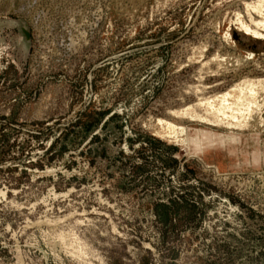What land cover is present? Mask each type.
<instances>
[{
	"label": "rangeland",
	"instance_id": "1",
	"mask_svg": "<svg viewBox=\"0 0 264 264\" xmlns=\"http://www.w3.org/2000/svg\"><path fill=\"white\" fill-rule=\"evenodd\" d=\"M257 2L0 0V264H264Z\"/></svg>",
	"mask_w": 264,
	"mask_h": 264
},
{
	"label": "bare ground",
	"instance_id": "2",
	"mask_svg": "<svg viewBox=\"0 0 264 264\" xmlns=\"http://www.w3.org/2000/svg\"><path fill=\"white\" fill-rule=\"evenodd\" d=\"M256 4V3H255ZM264 8V0H258V2H257V4H256V6H253V9L255 10V11H258L259 13H261L262 12V9ZM256 26H259V24L257 23L256 24ZM255 27V26H254ZM262 27L264 28V22L262 23ZM239 28L242 30V31H245L244 33H246V32H250L251 30V27L249 28L248 27V25H244V24H240V26H239ZM238 28V29H239ZM239 31V30H238ZM253 31V30H252ZM251 31V32H252ZM234 32V31H233ZM236 33V32H235ZM253 33V35L255 34V35H260L259 34V32H257V31H253L252 32ZM246 35V34H245ZM260 37H261V35H260ZM241 64V63H240ZM235 66H237V65H235ZM228 67V66H227ZM230 70V69H229ZM224 71V70H223ZM245 80H246V78H245ZM213 81V80H212ZM258 81V80H257ZM252 82L251 80H248V81H242V83H240V81H238L239 83L236 85V86H232L231 87V90H230V88H229V91H227V92H225V93H223V94H221V95H219V96H214V95H212V96H214V97H212L213 98V100H211V101H209V99H208V101L207 100H205L206 99V96H205V101H204V103L202 102L203 101V99H202V101H199V99L197 98V101H199V102H197L198 103V107H200V106H204V110L202 109V111H204V115L202 114V112H201V114L203 115V116H199L198 114H195L194 112L197 110H195L194 112H191L190 113V111H193V110H187V111H189V112H187V111H185V112H182L183 113V115H190V117H194V118H198V119H204V120H206V121H211V122H216V121H220L221 122V120H219L220 118L222 119H226V120H223V123H224V121H225V123L228 121V123H226L227 124V126L229 127V125H230V127H232L231 126V123L232 122H236V125H238V127H239V125H241L242 126V124H243V126H244V124L245 123H247L246 122V120L247 119H250L249 117H247L246 119H244V115H245V117L246 116H250V114H252V112L254 111V110H257L258 109V111H260L259 110V108H261V105L263 104L264 105V103L262 102H259V99L257 100V95H259L261 92H260V90H263L264 89V87H263V85H261L260 83H261V81H259V82ZM236 84V83H235ZM218 85V84H217ZM234 85V84H233ZM204 87L202 86L201 87V89H203ZM197 90V89H196ZM195 90V91H196ZM203 91V90H202ZM197 93H198V90L196 91ZM195 92V93H196ZM199 92H201L200 90H199ZM260 92V93H259ZM202 93L203 92H201V93H198V94H201V96H202ZM259 93V94H258ZM263 93V92H262ZM195 95V94H194ZM207 95V94H206ZM216 95V94H215ZM204 96V95H203ZM264 96V95H263ZM262 96V97H263ZM211 97V96H210ZM259 97H260V95H259ZM261 97V98H262ZM200 98V97H199ZM202 98V97H201ZM209 98V97H208ZM211 98V99H212ZM201 100V99H200ZM260 100H263V98L262 99H260ZM202 102V105L200 104ZM196 103V104H197ZM261 103V104H260ZM193 107H189L190 109L191 108H198V107H194V106H196V105H192ZM202 106V107H203ZM187 107V108H188ZM186 108V109H187ZM262 108H264V107H262ZM200 110V109H199ZM175 111V110H174ZM182 111V110H181ZM257 112V111H256ZM255 111H254V115H255V113H256ZM169 114L168 115H170V111L168 112ZM175 113H176V111H175ZM174 113V114H175ZM178 113L180 114V111H178ZM173 113H172V115H174ZM256 114H258V112L256 113ZM171 115V116H172ZM178 115V114H177ZM182 115V114H181ZM180 116V117H184V116ZM253 115V114H252ZM253 115V116H254ZM259 115H260V113H259ZM187 116V117H188ZM253 116H251V119H252V117ZM173 117V116H172ZM177 116H176V114H175V117L174 118H176ZM190 117H188V118H190ZM256 116H254V118H255ZM257 117H258V115H257ZM193 118V119H194ZM253 118V121L255 122V119ZM178 119V118H177ZM198 119L196 120V121H198ZM189 120V119H188ZM257 120V119H256ZM160 122H161V120H159ZM165 121H167V120H165ZM229 121H230V123H229ZM247 121H250V120H247ZM160 122H158V124L160 123ZM163 122V121H162ZM201 122H205V121H203V120H201ZM235 122L234 123H232L233 125L235 124ZM256 122H258L259 123V120L258 121H256ZM261 122H263V121H261ZM217 124H218V122H216ZM223 123H221V125H223ZM224 123V127L226 126V124ZM250 123H252L251 121H250ZM161 124H163V123H161ZM209 124V123H208ZM220 124V123H219ZM218 124V125H219ZM229 124V125H228ZM157 125V124H156ZM160 125V124H159ZM211 125H213V124H211ZM163 126V125H162ZM220 126V125H219ZM226 126V127H227ZM235 126V125H234ZM234 126H233V128H234ZM247 126V125H246ZM161 127V126H160ZM154 129H155V127H153ZM158 128V127H157ZM162 128H164L163 129V134L165 135H168V136H174V135H176V133H177V129H176V126H174L173 124H170L169 122L168 123H166L165 124V127H162ZM236 128V127H235ZM160 130H162L161 128H159ZM158 129V131H160ZM155 131V130H154ZM183 131V129H181L180 130V132H182ZM177 136V135H176ZM171 138H173V137H171Z\"/></svg>",
	"mask_w": 264,
	"mask_h": 264
},
{
	"label": "water",
	"instance_id": "3",
	"mask_svg": "<svg viewBox=\"0 0 264 264\" xmlns=\"http://www.w3.org/2000/svg\"><path fill=\"white\" fill-rule=\"evenodd\" d=\"M22 33L25 36V39L27 40L29 38V35L25 28H22Z\"/></svg>",
	"mask_w": 264,
	"mask_h": 264
}]
</instances>
